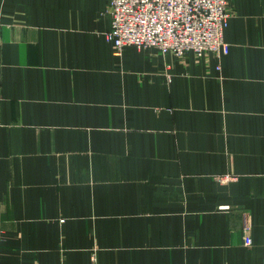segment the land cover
I'll return each instance as SVG.
<instances>
[{
	"label": "crops",
	"instance_id": "0c3cea01",
	"mask_svg": "<svg viewBox=\"0 0 264 264\" xmlns=\"http://www.w3.org/2000/svg\"><path fill=\"white\" fill-rule=\"evenodd\" d=\"M110 3L0 0V264H264V0L220 56L117 53Z\"/></svg>",
	"mask_w": 264,
	"mask_h": 264
},
{
	"label": "built area",
	"instance_id": "2783aa9c",
	"mask_svg": "<svg viewBox=\"0 0 264 264\" xmlns=\"http://www.w3.org/2000/svg\"><path fill=\"white\" fill-rule=\"evenodd\" d=\"M109 13L106 37L117 53L129 45L178 56L190 51L220 56L229 50L224 39L228 0H111ZM248 232L249 227L246 245L252 243ZM91 264H97L95 258Z\"/></svg>",
	"mask_w": 264,
	"mask_h": 264
}]
</instances>
